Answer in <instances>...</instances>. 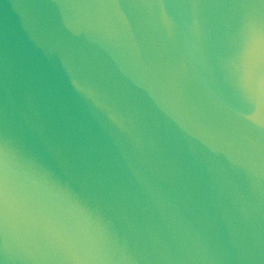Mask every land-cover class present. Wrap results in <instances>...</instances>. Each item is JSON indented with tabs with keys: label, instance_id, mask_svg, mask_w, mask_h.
<instances>
[{
	"label": "water",
	"instance_id": "obj_1",
	"mask_svg": "<svg viewBox=\"0 0 264 264\" xmlns=\"http://www.w3.org/2000/svg\"><path fill=\"white\" fill-rule=\"evenodd\" d=\"M0 168L86 220L0 264H264V0H0Z\"/></svg>",
	"mask_w": 264,
	"mask_h": 264
},
{
	"label": "clouds",
	"instance_id": "obj_2",
	"mask_svg": "<svg viewBox=\"0 0 264 264\" xmlns=\"http://www.w3.org/2000/svg\"><path fill=\"white\" fill-rule=\"evenodd\" d=\"M93 103L108 120L119 128H131L137 116L132 101L106 93H93ZM63 209L74 223L86 222L78 210L61 197L56 196L48 185L32 176L9 173L0 168V224L9 220L30 226L34 231L71 245L59 224L60 215L53 209Z\"/></svg>",
	"mask_w": 264,
	"mask_h": 264
}]
</instances>
